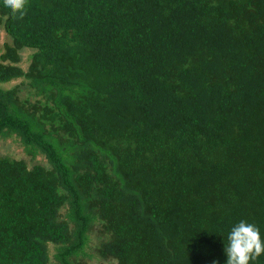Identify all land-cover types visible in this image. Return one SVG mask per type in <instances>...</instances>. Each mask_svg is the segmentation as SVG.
<instances>
[{
	"label": "trees",
	"instance_id": "1",
	"mask_svg": "<svg viewBox=\"0 0 264 264\" xmlns=\"http://www.w3.org/2000/svg\"><path fill=\"white\" fill-rule=\"evenodd\" d=\"M24 13L0 0V83L27 88H0V139L46 166L0 155V264H86L93 225L110 264H226L241 220L264 241V0Z\"/></svg>",
	"mask_w": 264,
	"mask_h": 264
},
{
	"label": "clouds",
	"instance_id": "2",
	"mask_svg": "<svg viewBox=\"0 0 264 264\" xmlns=\"http://www.w3.org/2000/svg\"><path fill=\"white\" fill-rule=\"evenodd\" d=\"M4 6L11 10L13 15L20 14L22 18L27 0H3ZM228 244L224 251L227 256L226 264H250L261 254H264V241L261 240L258 227L241 220L232 227L227 236ZM213 264H217L213 261Z\"/></svg>",
	"mask_w": 264,
	"mask_h": 264
},
{
	"label": "rangeland",
	"instance_id": "3",
	"mask_svg": "<svg viewBox=\"0 0 264 264\" xmlns=\"http://www.w3.org/2000/svg\"><path fill=\"white\" fill-rule=\"evenodd\" d=\"M8 42L9 39L2 31L0 24V50L2 48L3 43H8ZM31 51H32L31 49H26V48L20 49L18 51L19 60L17 62V65L22 70H25L29 63ZM16 85L18 87L19 96H23L26 93L27 88L19 78L10 80L5 83H0V88H9ZM34 98H36V96H33L32 93H29V100L31 101ZM0 155H6L12 158H21L26 162L27 165H31L33 163H39L46 166V163L40 154H36L32 159L29 158L27 155H25L15 137L0 139ZM96 228H98V226L96 225L92 226L93 230L88 234V240L86 246L84 247V253L88 254L89 257L85 256L83 257L82 260L85 261L86 264H110L111 261L100 259L94 254L93 248L97 241L96 239L97 231L95 230ZM47 251H48L49 261H51V257H50L52 253L51 245L47 246Z\"/></svg>",
	"mask_w": 264,
	"mask_h": 264
}]
</instances>
